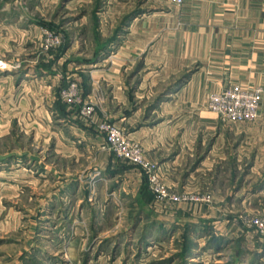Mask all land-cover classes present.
Listing matches in <instances>:
<instances>
[{
    "label": "rangeland",
    "instance_id": "1",
    "mask_svg": "<svg viewBox=\"0 0 264 264\" xmlns=\"http://www.w3.org/2000/svg\"><path fill=\"white\" fill-rule=\"evenodd\" d=\"M170 6L177 5L0 0V61L7 65L0 67V264H85L124 247L140 264H264V190L254 194L264 185V162L250 173V159L231 157L224 168L231 170V195L218 196L207 185L178 192L132 134L139 122L152 125L165 115L161 111L174 108L177 91L198 69L142 84V76L133 77L147 54L153 73L174 62L165 46L173 40L160 30L176 27L163 16ZM73 82L80 100L69 102L63 92ZM119 101L121 116L131 107L138 112L115 120L111 109L119 114ZM83 105L93 112L83 114ZM102 122L116 123L141 145L167 188L185 197L158 200L146 170L110 147ZM217 166L207 173L224 170ZM202 219L205 228H199ZM204 234L231 236L223 250L231 254H217L213 242L202 244Z\"/></svg>",
    "mask_w": 264,
    "mask_h": 264
},
{
    "label": "crops",
    "instance_id": "2",
    "mask_svg": "<svg viewBox=\"0 0 264 264\" xmlns=\"http://www.w3.org/2000/svg\"><path fill=\"white\" fill-rule=\"evenodd\" d=\"M163 11L166 20L169 16L176 23L175 29L164 25L160 28L166 39L173 40L171 43L167 41L165 46L169 50L168 55L175 60L173 63L161 64L160 70L153 73L148 66L151 54H147L142 61L143 66L133 75L134 79L142 76L139 78L142 84L157 76H160L158 79L165 77L169 72L178 73L194 66L198 69L177 91L174 98L180 99L175 102L177 105L173 110L161 111L165 115H161V119L152 125L147 121L139 122L133 126L132 134L142 140L148 155L159 162L165 183L176 191H193L207 185L218 196L231 195V170L230 173L224 172L226 162H231V157L238 161L250 159V173L259 169L264 162V93L259 110L260 119L236 122L234 126L220 121L218 118L221 116L208 109L207 101L211 93L231 83L260 85L264 89V0H185L183 5L170 6L169 10ZM137 17L128 25V34L133 30L131 25ZM170 50H174V53ZM143 71L146 73L141 75ZM163 103L166 104V101ZM118 105L119 114L111 109L115 120L130 119L138 112L131 107L127 116H121L122 103L119 101ZM215 164L218 168L221 165L224 170L217 175H210L207 170ZM243 185L250 188L255 186ZM116 188L121 195L119 185ZM262 190L264 185L257 187L254 194ZM117 194L114 192V195ZM206 223L200 220L199 228H205ZM179 224L176 223L177 229H180ZM165 225V228H169L171 224L166 222ZM203 238L202 244L214 243L213 246L218 250L216 252H219L217 254H231L223 251L225 244L231 242V236L204 234ZM194 257L198 258L199 254L190 258ZM85 262L140 264L135 253H130L125 247L108 259L98 255L89 257Z\"/></svg>",
    "mask_w": 264,
    "mask_h": 264
},
{
    "label": "built area",
    "instance_id": "3",
    "mask_svg": "<svg viewBox=\"0 0 264 264\" xmlns=\"http://www.w3.org/2000/svg\"><path fill=\"white\" fill-rule=\"evenodd\" d=\"M181 6L185 0H157ZM48 37H53V33H49ZM60 42V36L55 35ZM2 69L7 65L0 61ZM79 89L75 82L71 83L63 92V97L69 102L76 98L80 100L77 94ZM264 89L262 86H248L241 83H231L220 91L211 93L208 97L207 107L209 110L217 113L223 119L232 122L254 121L259 117V110L263 98ZM82 113L90 115L93 108L89 105H83ZM99 128L107 134L108 144L116 152L119 158L131 160L142 166L146 170L149 179V185L152 192L160 201H179L183 199L182 194L171 192L162 181L156 164L149 161L138 143L130 140L116 123L102 122Z\"/></svg>",
    "mask_w": 264,
    "mask_h": 264
}]
</instances>
